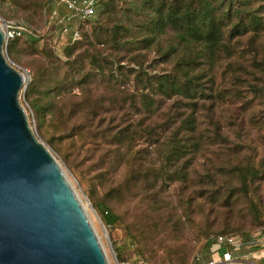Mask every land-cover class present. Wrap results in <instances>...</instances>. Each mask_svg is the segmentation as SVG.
<instances>
[{"label": "rangeland", "instance_id": "obj_1", "mask_svg": "<svg viewBox=\"0 0 264 264\" xmlns=\"http://www.w3.org/2000/svg\"><path fill=\"white\" fill-rule=\"evenodd\" d=\"M120 4L125 6L127 2L122 0ZM254 6L257 4L254 3ZM54 10L59 18L67 14L64 7L56 8L50 0H0V19L26 24V20L31 21L38 34L37 48H30L25 39L19 42L20 53L17 55L19 63L8 55L7 44L3 46V53L7 61L26 76V84L19 91V102L25 109L33 132L58 160L85 206L109 264H115L116 260L126 264H147L146 257L151 261L150 264H197L207 257V247H203L204 241L218 235L217 230L225 225H243L246 230L234 234L239 237L245 238L252 235L257 241L264 239L262 228L256 225L257 219L252 217L249 210L246 196L242 193L237 194L233 189L236 180L231 172L238 167L239 163L254 161L253 163L256 164L264 158V74L261 71L263 64L261 70L257 71L259 78L255 81L260 85V90L256 91L254 98L248 102L237 97L218 99L213 104L210 101L199 103L196 113L197 128L209 138H200L203 151L188 165V174L185 178L168 182L167 179L155 176L162 163L158 152L165 130L161 127L155 128L156 143L151 144L147 139L149 132L147 122L150 125L160 123L166 117L164 113L157 114L152 119H145L139 126L141 137L137 139L134 147L135 158L131 163L121 160L117 152L106 145L101 137L103 126L106 128L113 125L115 131L133 120L135 124H139L145 117L142 113L135 114L128 100L130 97L128 94L133 91V80L132 75H128L126 67L134 66L129 53L118 55L110 50L107 51L115 58L124 57L121 61L124 67L116 71L113 76H110L108 72L105 76L92 75L85 87L71 89L67 87L62 92L60 90L51 93V98L41 97V101L48 107L44 116L48 133L51 128L61 125V119L66 117L68 118V123H65L67 127L68 124H84L83 131L76 136L74 153L66 146H61L62 149L58 151L53 150L45 140V136L39 132L30 104L35 100L36 95L26 96L25 94L29 74L32 71H38L42 76L38 89H45L52 77L63 79L66 73L63 63L65 61L64 47L80 39H82L81 50L88 49L93 52L100 46L90 45L91 40H86L84 37V34L89 31L90 21L73 18L69 23L70 31H77V35L73 38L69 34L62 33V27H60L62 24L58 23V17L52 14L53 22H50L49 15ZM109 15H113V20L115 16L120 18L121 5L118 4L117 11ZM85 21L86 25H83L80 32V26ZM159 45L162 49H168L176 45V42L172 39V35L167 34L159 38ZM238 45L241 50L240 56L221 59L209 73L214 76V89L226 92L239 89L247 97H252L253 90L248 88L246 82L233 78L231 83L227 82L225 80L227 75L224 76L223 70H226L231 63L237 68V73L245 75L251 71L249 63L252 56L258 60H264V33L256 41L249 40L247 36L243 37ZM41 48L46 52L41 54L39 52ZM156 51V48H150L141 50L139 53H144L142 59L148 64L156 58ZM85 55L82 54L81 57ZM80 62L81 71H87L88 59L85 58ZM143 64L145 65V61ZM168 67V64L160 63L155 65V70L161 71ZM100 100L106 103L105 108L100 103L96 104ZM110 101L115 108L108 105ZM176 103L175 99L167 100L165 107L170 108ZM120 105L124 107L118 108ZM82 106L85 109H79ZM83 110L84 113H82ZM169 111L175 112V108ZM215 125L218 127L217 131ZM95 131H98V134L94 138L92 135ZM80 142L84 143V147L82 146L78 152ZM140 150L142 157H138L137 154ZM67 152H71L68 158L65 156L68 155ZM73 156L77 159L76 161L72 159ZM80 161L83 162L79 165ZM93 161L98 162L99 170L108 168V172L102 176H96L95 173L98 170L92 168ZM138 162L151 167L149 172L152 170V173L148 175V181L137 178L131 180L129 194L125 197L117 198L114 192H108L125 182L127 178H132L131 172L138 169ZM77 174L80 176L78 177ZM211 175L214 176V180L211 179ZM145 182H149L151 187L145 188L141 184ZM89 189L95 190L97 201L102 200L104 206L118 217L115 225L105 226L102 222L99 212L87 195ZM258 193L264 205V179L259 182ZM228 195L230 198L228 202H225ZM130 233H133L136 238ZM257 247L259 245L247 246L244 253L255 250ZM197 257H199L198 260ZM248 259L261 260L264 264V259L252 257Z\"/></svg>", "mask_w": 264, "mask_h": 264}, {"label": "trees", "instance_id": "obj_2", "mask_svg": "<svg viewBox=\"0 0 264 264\" xmlns=\"http://www.w3.org/2000/svg\"><path fill=\"white\" fill-rule=\"evenodd\" d=\"M120 1L122 0H99L95 5V15L90 20L87 19L90 21L89 31L84 34V37L86 40H91L90 45H100L99 47L93 52L88 49L81 50L82 39L73 41L63 49L65 56L63 63L66 68L63 79L52 77L46 88L40 90L38 86L42 82V76L38 71H32L29 74L25 94L26 96L36 95L35 100L30 104L39 132L45 136L47 143L53 150L58 151L62 149L61 146H66L74 153L76 136L81 134L84 124H68L67 127L65 123H68V118L66 117L61 119V125L51 128L48 133L44 119L48 107L41 101V97L51 98V93L60 90L62 92L67 87L70 89L85 87L92 75L105 76L108 72L110 76H113L116 71L124 67L121 64L124 57L115 58L107 53L108 50L118 55L131 54L130 59L134 66L126 67V71L128 75H132L133 91L128 94L130 96L128 100L135 114L142 113L145 117L139 124H135L133 120L115 131L113 125L106 128L103 126L102 140L117 152L121 160L131 163L135 158L134 147L137 139L141 137L139 126L145 119H152L157 114L164 113L166 117L160 123L150 125L147 122L149 127L147 139L151 144L157 142L155 128L161 127L165 130L158 152L162 163L158 173H154L155 176L167 179L168 182L181 180L188 174V165L191 161L203 151L200 138H209L197 128L196 113L199 103L210 101L213 104L218 99L237 97L248 102L254 98L256 91L260 90V85L255 81L259 78L257 71L261 70L262 64L264 66V60H258L255 56L250 59L251 71L245 75L237 73V68L231 63L226 70H223L224 76L227 75L225 79L227 82L231 83L232 78L246 82L248 88L253 90L252 97H247L236 88L230 92L214 89V76L209 71L216 67L221 59L241 55L238 45L241 38L247 36L249 40L256 41L264 33V0H124L127 2L125 6L120 4ZM254 3L257 6H254ZM118 4L121 5L122 15L120 18L115 16L113 20V15L109 14L117 11ZM26 22L36 29L34 23L28 20ZM83 23L80 26V32L83 25H86V21ZM167 34L172 35L176 45L162 49L159 38ZM37 35V31H32V33H25L8 40L6 45L8 55L19 63L17 59L20 53L19 42L25 39L30 48H37ZM43 48L39 51L41 54L46 52ZM150 48L157 49L156 58L147 64L146 60L142 59L144 53L139 51ZM82 54L86 55L81 57ZM85 58L88 59L89 68L84 72L81 71L80 61H84ZM160 63L168 64V69L156 71L155 65ZM261 71L264 74V67ZM119 72L127 75L123 71ZM50 85L52 87H49ZM172 99H175L177 103L170 108L165 107V102ZM99 103L103 108L106 107L104 100L96 102V104ZM108 105L115 106L111 101ZM123 107V105L118 106L120 109ZM171 108H175V112L169 111ZM79 109L85 108L82 106ZM179 109L180 111H177ZM215 129L218 130L216 125ZM97 134L98 131L93 132L92 137L95 138ZM79 144L78 152L82 146L84 147L83 142ZM71 152H67L68 155L65 156H70ZM137 154L138 157H142L141 150L137 151ZM253 162L239 163L238 167L231 171L236 180L233 189L237 194L242 193L246 196L252 217L257 219L256 225L261 227L264 233V205L258 193L259 182L264 179V158L256 164ZM97 165L98 162H92V168L98 170L95 173L96 176H102L108 172V168L99 170ZM137 168L136 171L131 172L132 178H127L125 182L108 192H114L117 198L125 197L129 194L131 180L137 178L148 181V175L152 173V170L149 172L151 167L138 162ZM210 177L214 180L213 175ZM145 183H141L145 188L151 187L149 182ZM87 195L105 226L115 225L118 217L104 206L102 200L97 201L95 190L89 189ZM229 198L228 195L225 202H228ZM245 230L241 224H232L225 225L216 233L234 235ZM130 234L136 238L133 233ZM209 245L210 239L204 241L203 247L208 248ZM146 263H151L147 257Z\"/></svg>", "mask_w": 264, "mask_h": 264}, {"label": "water", "instance_id": "obj_3", "mask_svg": "<svg viewBox=\"0 0 264 264\" xmlns=\"http://www.w3.org/2000/svg\"><path fill=\"white\" fill-rule=\"evenodd\" d=\"M0 26V264H109L65 171L35 135Z\"/></svg>", "mask_w": 264, "mask_h": 264}, {"label": "built area", "instance_id": "obj_4", "mask_svg": "<svg viewBox=\"0 0 264 264\" xmlns=\"http://www.w3.org/2000/svg\"><path fill=\"white\" fill-rule=\"evenodd\" d=\"M99 0H50L56 8L64 7L67 14H63L60 18L56 15V10L52 11L50 22L52 21V14L58 17V23H61L62 33L69 34L73 38L77 35V31H70V21L73 18L89 19L95 15V5ZM0 26L5 33V42L15 37L22 36L25 33H32L37 31L29 27L26 23L12 20L0 19ZM256 244L252 235L247 238L239 237L237 235H216L211 238L210 245L207 248V257L197 264H229L234 261L235 255L241 254L242 250L247 246ZM199 257H197V260ZM115 264H126L115 261Z\"/></svg>", "mask_w": 264, "mask_h": 264}, {"label": "crops", "instance_id": "obj_5", "mask_svg": "<svg viewBox=\"0 0 264 264\" xmlns=\"http://www.w3.org/2000/svg\"><path fill=\"white\" fill-rule=\"evenodd\" d=\"M253 238L255 239L256 237H253ZM255 241H256V244L254 245H259V247H257L255 250L246 251L245 253H244V250L246 249L244 248L241 254L235 255L234 261L230 262L229 264H262L261 260L257 261V260L248 259L250 257L264 259V239L260 241H257L256 239Z\"/></svg>", "mask_w": 264, "mask_h": 264}, {"label": "bare ground", "instance_id": "obj_6", "mask_svg": "<svg viewBox=\"0 0 264 264\" xmlns=\"http://www.w3.org/2000/svg\"><path fill=\"white\" fill-rule=\"evenodd\" d=\"M85 207V206H84Z\"/></svg>", "mask_w": 264, "mask_h": 264}]
</instances>
